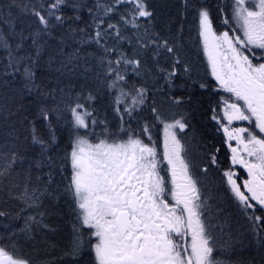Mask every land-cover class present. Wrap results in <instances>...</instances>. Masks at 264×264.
Segmentation results:
<instances>
[{
  "label": "snow or ice",
  "instance_id": "obj_1",
  "mask_svg": "<svg viewBox=\"0 0 264 264\" xmlns=\"http://www.w3.org/2000/svg\"><path fill=\"white\" fill-rule=\"evenodd\" d=\"M13 6L34 21L20 31L11 23L7 36L0 30V77L21 75L24 89L39 96L38 116L47 129L45 138L25 116L31 144L13 134L0 140V202L23 205L13 219L32 212L24 217L20 233L32 239L34 231L53 230L44 223L53 214L44 202L55 205L67 195L76 215L67 253L73 259L88 249L95 264H223L214 259L217 241L211 220L225 210L217 217L207 214L201 179L209 167L218 166L217 156L205 152L208 163L199 175L194 171L191 147L183 142L188 115L171 111L185 100L166 95L159 84L162 78L171 92L176 76L191 79L193 68L179 35L163 36L155 29L147 0H92L90 6L84 0H11L7 7ZM85 10L88 22L73 27ZM198 17L207 59L205 82L199 87H209L210 75L213 92L227 94L210 109L231 153L222 180L230 203L247 221L248 235L264 250V0H219L215 18L207 7L198 9ZM215 19L219 24L214 26ZM57 28L62 31L47 66L57 63L55 71L61 76L83 77L78 92L74 87L46 88L37 80ZM69 41L76 47L66 52ZM89 80L102 84L113 97L116 131L106 117L100 119L93 90L85 93ZM18 111L0 104V114ZM61 121L71 124L75 136L71 152L63 156L54 151ZM234 122L244 126L234 127ZM158 125L164 132L162 160L152 138ZM121 135L127 138L117 140ZM89 136L104 138L91 143ZM33 147L39 148L35 155ZM69 160L72 174L61 188L64 177L58 183L55 176L66 171ZM236 165L247 178L233 170ZM11 215L0 206V218ZM218 226L223 230V224ZM16 235L7 237L9 243L0 238V264H31L16 255Z\"/></svg>",
  "mask_w": 264,
  "mask_h": 264
},
{
  "label": "trees",
  "instance_id": "obj_2",
  "mask_svg": "<svg viewBox=\"0 0 264 264\" xmlns=\"http://www.w3.org/2000/svg\"><path fill=\"white\" fill-rule=\"evenodd\" d=\"M10 2L11 0H0V30H2L6 36L10 31L11 23H15L16 31H20L22 27L27 29L29 25H33L34 21V18L24 16L20 13L19 8L15 6L9 9L7 6ZM84 2L90 6L92 0H84ZM147 3L149 5V10L154 14L152 17V24L155 29L163 36L175 37L179 35L180 42L184 46L187 61L194 70L199 60L197 67L202 69L203 75H198V77L200 82H205L202 78L205 76L204 70L207 67V62L199 37L197 23L198 9L201 7L209 8L211 16L215 18L217 16V5L219 0H147ZM9 11L12 14L11 17H9ZM88 20L89 17L85 10L81 22L77 25H73V27H84ZM21 21H23V23H21ZM218 24L219 20L215 19L214 26ZM67 27L68 25L64 26L65 29ZM218 30L222 31L223 29L220 28ZM61 31L62 29L57 28L56 39L49 42V48L45 51L41 61V67L37 71V80L46 86V88H55L59 86L67 90L70 87H74L75 91L78 92L80 91L81 85L85 84L83 77L70 75L61 76L55 71L58 67L57 63L52 64L50 68L47 66L49 55L55 52L57 48L56 40L60 38L59 34ZM9 38L11 39V37ZM77 39H79V37H77ZM74 47H76L75 43L69 41V47H67L66 52H71ZM86 50L92 51L93 49L87 48ZM2 55L3 53H0V56ZM59 58L58 55L55 57L57 60H59ZM3 63L4 61L0 60V67H2ZM195 74L196 73L192 72V76ZM57 81H59V85H57ZM193 81L194 79L192 78L188 79L178 75L174 78V84H182L184 87L173 88L171 92H168L167 86L164 85L162 78L159 84L160 86H164L166 95L181 96L185 100L178 109L173 110L176 112H184L188 115L190 127L185 130L184 142L191 147L193 159L200 161V158H202L201 151H203L204 155L205 152H209L215 153L217 156L218 166H214V168L210 167L207 172V174L215 177L214 181H212V187L209 188L213 206L208 213L217 215L219 212L218 210L224 209L225 211L215 220L225 223L232 219L235 223H229L227 225V231L229 232L228 242L229 244L236 242L235 239H238L237 235L240 239L239 242H236L232 246H227L224 250L232 251L233 254L231 258L236 259L238 264H241L240 262H242V264H264V250H261L255 245L253 238L248 235V231L243 232V235L240 234L241 230L239 227L242 226V221H240V219L244 220L246 223L247 221L240 214H236L231 210L230 206H228L229 201H224L222 204L221 201L215 199L221 197L222 193L225 192L222 178L218 177V174L220 175L222 171L230 166V154L224 141H219L211 134L213 129L207 128L205 120L208 119L211 106L219 100L221 96L227 94L222 91H216L214 93L213 89L215 84L211 79H208V76L206 82L209 84V87L207 89H201L197 84L199 82L193 83ZM149 84H151V82H149ZM23 85L24 81L19 73H17L15 77H0V104L13 110L19 109L14 115H8L7 112L0 114V140L9 137V134H13L19 137L21 142H24L25 137H27V144H31L30 133L27 131L30 125L23 122L25 116L28 121H33L35 123L36 129L41 135L45 136V138L47 137L45 122L38 116L39 96L36 93L30 95L27 90L24 89ZM89 89L93 90L96 95L94 107L99 111L100 119L106 117L110 129L116 131L119 127V120L115 118L110 107L113 97L110 96L107 89L97 81L89 80L85 88V93H87ZM68 119H71L70 115ZM159 126L160 125L153 129V134L156 138H158ZM56 127L58 145L54 151L59 152L60 155L63 156L65 153L71 151L72 140L75 136L71 131V124H65L61 121ZM133 127H136V125L133 124ZM95 131L99 134L101 128H97ZM144 139H146V137H144ZM217 149H219L218 152ZM38 151L39 148L33 147L32 155H35ZM206 162H208V159ZM65 167V172L55 176V180L58 183H60L62 177H64L63 182L60 183L61 188H63L64 184L68 183L72 174L70 160ZM200 170V167L196 168L198 173H200ZM47 171L48 169L45 168L44 172L46 173ZM201 179L205 183L203 189L207 190L209 185L206 177ZM44 204L45 207L53 213L45 218L44 223L48 224L53 230L34 231L32 234L34 238L29 239L21 234L20 230L25 224L24 217L31 215L32 212L25 211L19 215L18 219H13V216H17V214L20 213V208H22L23 205L19 204V202H8L7 204L0 202V206L10 211L12 214L9 217L0 218V238H4V242L9 243L7 237L12 233H17L15 240L19 241V243H15V241L11 242L15 243V253L19 258L30 260L31 264H49V262H51V264H95L94 256L88 249L84 250L76 259H73L67 254L73 236V223L76 220V215L73 212L74 205L71 198L66 195L58 204L53 205L49 201H45ZM214 207H217V210Z\"/></svg>",
  "mask_w": 264,
  "mask_h": 264
},
{
  "label": "rangeland",
  "instance_id": "obj_3",
  "mask_svg": "<svg viewBox=\"0 0 264 264\" xmlns=\"http://www.w3.org/2000/svg\"><path fill=\"white\" fill-rule=\"evenodd\" d=\"M197 23H198V29H199V17H198V22H197ZM200 41H201V47H202V40L200 39ZM202 50H203V47H202ZM204 56H205V54H204ZM205 59H206V56H205ZM198 61H199V60H198ZM198 61H197V63H196L197 66H198ZM200 62H201V61H200ZM206 62H207V59H206ZM205 64H206V63H205ZM197 66L194 67V70H193V72L196 73L197 75L195 74L194 76H191V78L194 79V81L197 80L198 82H200V79H199L198 75H203V72H202V69H201V68H198ZM206 66H207V64H206ZM181 76L183 77V75H181ZM185 78H187V77H185ZM208 79H211V80L213 81V83L215 84V81L211 78L210 75H208ZM197 84H198V86H199V83H197ZM175 85H176V87H174V88H182V87H180L182 84H181V85H177V84H175ZM171 111H174V110L172 109ZM211 115H212V113H211V111H210L209 114H208V119L205 120V121H206L205 123H206V125H207V128H208V129H209V128H212L213 131L211 132V134L214 135V138L218 139L219 141H222V140H223L224 143H225V134H224V132H223V129H220L219 131H217L219 125H218L215 121L211 120ZM169 122H171V121L169 120ZM233 126H234V127L244 126V123H243V122H234V123H233ZM153 133H154V132H153ZM153 133H152V138H153V141H155V143H156L157 149H158V151H159V153H160V158H161V160H162V158H163V141H164L163 126L160 125V126L158 127V138H156V137L154 136ZM80 134H81V135H84V130H81V133H80ZM88 138H89V140H90L91 143H97V142H98V138H99V139H102V138H104V137H102V136H100V137H97V136H89ZM126 138H127L126 135H121V136L117 137L116 139H117V140H120V139H126ZM110 142H111V141H110ZM145 142H148V141H147V138L145 139ZM183 142H184V141H183ZM231 143H232L233 146H235V142H234V141L231 142ZM225 145H226L227 149L229 150V154L231 155V153H230V149L228 148V146H227L226 143H225ZM70 152H71V151H70ZM200 153H201V156H202V158H200V161H196V159H193V161H194V163H195V165H196L194 171H195L198 175H199L200 173H198V172L196 171V168H197V167H200L201 169H203V168L205 167V165L208 163V162H206L207 159H208L207 156L203 154V151H201ZM70 164H71V163H70ZM161 167H162L163 169H165V171H163L161 174H162V175L166 174V169H167L166 162H164V163L161 165ZM211 167L214 168V166H211ZM236 167H237V165L233 167V170L236 171V172L238 173V170L236 169ZM209 168H210V167H209ZM240 171L243 172V173L245 174V176H243V174L238 173V174L240 175V177H241L242 179H243V178H247L246 171H245L243 168H241ZM222 173H223V171L221 172L220 175L218 174V177L222 178ZM203 177H206V179H207V181H208V185H209L207 190L202 189V191H203V193H204V196L208 199V212H209V211L211 210V207L213 206V204H212V202H211V201H212V197H210V190H209V188L212 187V181H214L215 177L212 176V175H210V174L201 175V178H203ZM222 181H223V180H222ZM203 182H204V181H203ZM204 184H205V183H204ZM223 184H224V188L226 189V184H225L224 182H223ZM229 196H230V193L226 192V190H225V192L222 193L221 197H218V198H215V199H217V201H221V203L223 204L224 201H226V202L229 201ZM73 205H74V203H73ZM228 206H230L231 210H233L236 214H240V213L235 209L234 205L230 203V201L228 202ZM214 208H216V210H217V207H214ZM218 211H219V210H218ZM207 214H208L209 216H211V217H217L216 214H214V215L211 214V213H207ZM240 215H241V214H240ZM237 216H238V215H237ZM215 219H216V218H214V219L211 220V223H212V225L214 226L213 231H214V235L216 236V241H217V249H216V251H215V253H214V259L219 260V261H222L223 264H238L236 259L231 258V255L233 254L232 251H226V250H224V248H227V246H232V245H234L236 242H239V241H240L239 236L237 235L238 239H237V240L235 239L236 242H232V243H230V244H229V242H228V239H229V232L227 231V229H228L227 225H228L229 223H235V222H233V220L230 219L229 221H226V222L224 223L223 221L218 222V221H216ZM238 221H239V218H238ZM240 221H242V226L239 227V229L241 230V231H240V234L243 235V232H247V231H248V225H247L246 222H244V220L240 219ZM227 222H228V223H227ZM221 224L224 225L223 230H221V228L218 226V225H221ZM236 234H237V233H236ZM85 236H87V233H85ZM241 237H242V236H241ZM222 242H223V243H222ZM224 246H225V247H224ZM85 250H87V249H85ZM240 260H242V259H240ZM240 263L242 264V262H240Z\"/></svg>",
  "mask_w": 264,
  "mask_h": 264
},
{
  "label": "flooded vegetation",
  "instance_id": "obj_4",
  "mask_svg": "<svg viewBox=\"0 0 264 264\" xmlns=\"http://www.w3.org/2000/svg\"><path fill=\"white\" fill-rule=\"evenodd\" d=\"M237 169L239 170L238 173L243 174V176H245V174L240 171L241 170V167L239 165H237Z\"/></svg>",
  "mask_w": 264,
  "mask_h": 264
}]
</instances>
